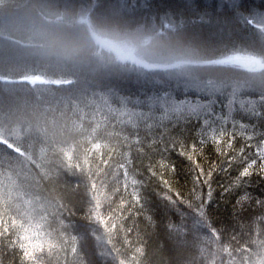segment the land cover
Masks as SVG:
<instances>
[{
	"label": "trees",
	"instance_id": "trees-1",
	"mask_svg": "<svg viewBox=\"0 0 264 264\" xmlns=\"http://www.w3.org/2000/svg\"><path fill=\"white\" fill-rule=\"evenodd\" d=\"M258 21L264 0H0V264H264V67L103 66L89 31L264 62Z\"/></svg>",
	"mask_w": 264,
	"mask_h": 264
},
{
	"label": "rangeland",
	"instance_id": "rangeland-1",
	"mask_svg": "<svg viewBox=\"0 0 264 264\" xmlns=\"http://www.w3.org/2000/svg\"><path fill=\"white\" fill-rule=\"evenodd\" d=\"M261 18L262 17H260L259 19ZM79 21L88 24L85 17H80ZM258 25L264 31V23L258 21ZM89 31L93 40L98 44L99 47H101L105 51V54H107V59L109 61L115 59L124 62H130L128 63L129 66L130 64H133L137 66L136 68L138 69H141V67L146 69L165 68L168 66H179L183 63L188 62V60H180L178 58L160 59L154 58V56L152 55L147 57L141 46L142 35L136 29L126 32H103L99 30H93L89 27ZM227 58H241L242 62L236 60L232 61V63L248 70L258 69L264 65L260 58L246 53H234L228 55ZM222 60H224V58ZM20 80L28 81L31 83L45 81L44 78L33 74L23 76L20 78Z\"/></svg>",
	"mask_w": 264,
	"mask_h": 264
}]
</instances>
